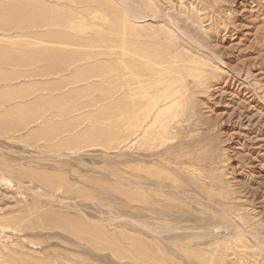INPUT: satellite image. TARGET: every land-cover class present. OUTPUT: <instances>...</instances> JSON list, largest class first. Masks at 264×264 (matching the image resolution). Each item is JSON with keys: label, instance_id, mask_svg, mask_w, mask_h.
<instances>
[{"label": "rangeland", "instance_id": "obj_1", "mask_svg": "<svg viewBox=\"0 0 264 264\" xmlns=\"http://www.w3.org/2000/svg\"><path fill=\"white\" fill-rule=\"evenodd\" d=\"M0 264H264V0H0Z\"/></svg>", "mask_w": 264, "mask_h": 264}, {"label": "bare ground", "instance_id": "obj_2", "mask_svg": "<svg viewBox=\"0 0 264 264\" xmlns=\"http://www.w3.org/2000/svg\"><path fill=\"white\" fill-rule=\"evenodd\" d=\"M230 231V230H229Z\"/></svg>", "mask_w": 264, "mask_h": 264}]
</instances>
